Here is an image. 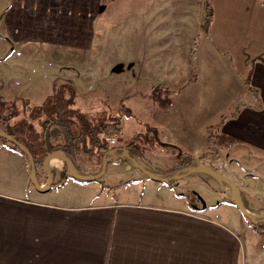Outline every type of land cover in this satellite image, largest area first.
Instances as JSON below:
<instances>
[{"label": "crops", "instance_id": "1", "mask_svg": "<svg viewBox=\"0 0 264 264\" xmlns=\"http://www.w3.org/2000/svg\"><path fill=\"white\" fill-rule=\"evenodd\" d=\"M172 1L0 0L1 41L10 47L0 55L3 56L0 67L13 57L21 59L20 64L33 59L37 53L28 50L39 45L46 52L49 47L69 50L87 62L92 54H97L93 50L100 44L98 39L103 34L111 58L108 55L106 62L103 58L101 65L100 59L93 55L87 65L89 77L101 75L104 68L110 82L117 83L116 75L136 65L132 59L135 52L142 57L140 66L152 69L164 78L181 80L185 75H195L194 83L184 91V100L190 101L192 94V98L201 104L206 101V96H222L218 81L225 70L239 96L237 103H233L216 123L220 122V125L214 131L215 138L231 140V145L220 154L232 149L235 161L247 162V167L254 163L264 167V56L243 61L242 55L248 52L249 46L242 48V53L234 60L238 76L229 69L228 59L223 57L230 50L225 42L230 27L233 30L237 27L242 38L238 42H251L249 33L255 32V22L260 19L258 9L264 7V2L236 0L234 5L235 0H221V14L211 19L204 34L201 25L206 0H187L190 5L184 12L181 6H173ZM252 9L256 12L252 27L238 25L236 14H246ZM195 37L197 47L190 57L192 65H189ZM254 37L253 34L252 41ZM128 39L132 41L129 43ZM115 50H121L124 59L115 55ZM79 63L77 58L70 68ZM24 70L20 71L21 77L0 76V103L4 101L15 106L14 110H8L1 103L0 111L2 115H8L7 128L19 137H25L21 132L22 122H38L31 121L32 109H41L52 95L49 76L41 77L40 87L34 90L29 79L32 75ZM244 78L254 93L243 85ZM56 79L58 77L52 82ZM70 95L66 96L67 107L78 111L79 95L76 91ZM120 104L123 105L122 100ZM206 115L199 122L205 123ZM39 126L35 125L33 129L39 131ZM169 126L174 131L173 138L189 156H193L195 163L206 147V134L201 123L191 126L185 121L180 125L170 122ZM55 128L59 129L55 125L48 127V132ZM125 145L117 144L115 154L123 155ZM81 159H78L76 169L85 175H95L96 161L80 164ZM139 163L149 168L144 161ZM174 166L168 169L154 167L150 171L165 181L139 174L137 180H126L113 188L102 185L100 180L74 179L87 187L85 192H63V188L52 187L53 184L44 191L47 175L42 170L46 179H40L37 190L31 184L26 155L0 140V264H249L253 258L264 257V246L256 248L252 236L246 234L251 225L247 224L246 218L245 224L233 203L232 189L209 174L226 195L227 201L223 205L229 213L212 206L193 209L188 197L168 184L186 176L168 179ZM45 169L51 174L67 171L62 158L55 154L49 156ZM193 173L205 172H188ZM239 197L253 218L264 217V210L249 204L242 193ZM250 233L264 237V233L257 230Z\"/></svg>", "mask_w": 264, "mask_h": 264}, {"label": "rangeland", "instance_id": "2", "mask_svg": "<svg viewBox=\"0 0 264 264\" xmlns=\"http://www.w3.org/2000/svg\"><path fill=\"white\" fill-rule=\"evenodd\" d=\"M262 1L264 2V0H259L261 3ZM172 2L173 6H181L182 12L187 10L188 5H190L187 0H173ZM205 2H207L211 10V19L215 16L217 18V15L221 14L222 11L221 0H206ZM235 4L236 0L234 5ZM262 8L264 7L258 9L257 15L260 19H257L255 22V32L249 33L250 43L246 44L244 42H238V40L242 41V38L240 33L236 30L237 27L235 30L230 27L231 32L226 33L227 37H225V42L227 48L230 50L229 54H223V57L228 59L229 69L237 76L238 70L234 68V60L238 59L242 53V48H247L249 46L248 52L242 55L243 61L247 59L250 61L253 58L255 59L256 57L264 56V9L262 10ZM232 10L233 7L230 9L229 15L232 13ZM248 12L246 14L242 13L239 16L236 14V19L239 17L237 22L238 25L246 27L251 25L252 27L256 12L253 9ZM253 34L255 37L252 41L251 36ZM2 35L3 31L0 30V44L2 45L0 47V55L10 49L9 46L1 41ZM106 36L107 33L105 34V37ZM196 38L197 37L194 39L196 40ZM99 40L100 44H98L97 48L93 50V53L97 54H92L89 57V64L90 59H92L94 55L100 59L98 62H101L102 65L103 58L104 62H106V58L110 53V51L108 52V49L105 48L103 34L100 35L98 42ZM131 41L132 39H128L129 43ZM5 42L12 46L9 41L5 40ZM39 47L40 45L33 46V49H29V52L37 54L33 59L22 62V64H20L21 59H16V57L11 58L9 62L0 67V76L9 77L16 75L21 77V70H24L25 67L24 71H26L27 74L32 75L29 79L31 85L35 88L34 90H36V88L40 87L38 82L42 80L41 77L47 75L49 76V87H52V95L54 94L57 98L59 97L61 102V97H64L66 100V96H68L71 91H76V94L79 95L80 101L77 110L88 119V121L86 120V123H89V127L92 126L91 128H96L99 124H102L105 121L108 122L112 117L119 115L121 117V136H119L118 139H120V141L118 140L117 144L124 145L127 142H131L132 146L130 150L136 156L132 158L138 163L140 160L144 161L147 167L151 168H146L147 171H153L152 169H154V167L168 169L178 164L181 167H184L181 165V161L189 162V159L193 158V156H189V154H187L188 152L182 148V145H178L173 138L174 131L171 129V126H169L170 122H175L176 125H180L182 121H185L191 126L201 123L205 134L206 128L211 126L213 128L211 129V132L215 135L214 127L217 128V126L220 125V122L218 124L216 123L221 117H223L222 115H225L227 110L232 108L233 103H237L238 100L239 93L235 91L234 87L229 83L228 73L225 70L220 74L221 81H218L222 96L218 98L206 96V101L199 104L198 100L192 98V94L190 101L184 100V91L194 83L195 75H185L181 80H173L169 77L164 78L153 72L152 69L148 70L144 66H140V59L142 57L137 56L135 52L132 53V59L136 65L130 70L126 68L116 75L119 81L114 83L110 82L109 77L104 74V68L102 69L103 72L101 71V75H92L89 77V75H87V67H89L87 66L88 61H83L80 57H77L69 50L62 51L49 47L47 49L48 52H46ZM217 47L220 46L217 45ZM115 52L117 53L115 55L124 59V55H120L121 50H115ZM123 53H125V51H123ZM20 57L22 58L21 55ZM108 57L111 58L110 55ZM77 58L80 59V63L71 69L70 66H72L73 62L77 61ZM87 76L89 79H87ZM57 77L58 79H56V82H52V80ZM70 77L71 79H69ZM93 77H95V80H93ZM246 79L247 78L243 79V85L245 87V82H247ZM159 86H162L164 90L168 92L166 96L167 100L165 102H163L165 96L161 97V102L163 103H158V101L151 97L152 89ZM208 87L210 88V84H208ZM42 89L44 88L42 87ZM196 90L199 91V88H196ZM121 100L123 101L122 106L120 104ZM1 103L8 110L15 109V106L12 103L4 101H1ZM46 107L47 109H45ZM46 107L44 109L43 107L41 109H32L30 112L31 121H38L34 124L37 126L40 125L39 128L41 127L39 131L33 129V126H35L33 123L22 122L21 125L28 142L35 143L40 141L43 128L48 124V120L52 121L53 117H51V114L54 112V110H52L54 105L48 104ZM69 109L71 108L69 107ZM204 115H206V122L204 123L203 120L199 122V120L203 119ZM70 118L75 120L71 127L74 129L76 127L81 131L83 123H81L75 115ZM98 122L100 123L98 124ZM58 128L59 129H53L50 133L48 132V143L53 146L61 144L64 141L63 131L60 127ZM85 136L87 135L83 134L80 136L82 142H84ZM104 137L105 136H103L102 133L97 134L98 140H102L103 143L105 142ZM229 145H231L230 138H214L211 143V149L207 152L208 154L204 153L207 151V148H203L202 152H200L201 154L197 157L198 160L194 164L199 163L204 167H212L211 169H214L216 172L222 174L234 183L239 190V194L242 193L243 196L245 195L250 202L249 204L257 209L264 210V167L258 163H254L247 167V162L235 161L233 159L234 154L232 149L231 151H225L221 156L220 151L225 147H229ZM85 149L82 150L78 156L76 155L77 157H75V159L82 157L80 164L95 163L93 161L95 160L97 166L95 171L97 172L99 169L101 170V155L99 153H94V151L85 152ZM88 150H91V147ZM115 155L119 158L121 153ZM118 158L115 159L118 160L116 163L111 162V160L105 163L103 174L97 179L100 180L102 185L113 188V186L125 182L126 180H137L139 174H144L135 166L132 167L130 162L128 163ZM78 159H76V163L78 162ZM40 173H42V175ZM184 174L186 176L177 180L169 181L168 184L175 186L177 193L178 191H182V194L188 197L193 209L212 206L219 207L220 211L229 213L223 205V202L227 201L226 195L220 191L219 183H217L213 177L206 173L188 174V172H186ZM176 175H178V173L173 172L168 179H172ZM35 176L37 182H39L40 179H46L43 172H35ZM52 176V187L58 186L63 188L61 190L63 192L87 191V187H82L80 185L82 183H77L74 180L68 169L64 173L55 171ZM78 184L81 187H79ZM224 186L229 192H232L229 187L226 185ZM244 192H246V194H244ZM233 210L238 216L236 209ZM247 224L250 225L249 222ZM254 230L255 229L251 226V229H249L246 234L252 236V242L256 248H262L264 246V237L262 235L260 236L250 233L254 232ZM249 264H264V257L253 258L249 261Z\"/></svg>", "mask_w": 264, "mask_h": 264}, {"label": "trees", "instance_id": "3", "mask_svg": "<svg viewBox=\"0 0 264 264\" xmlns=\"http://www.w3.org/2000/svg\"><path fill=\"white\" fill-rule=\"evenodd\" d=\"M211 21V10L207 4V2H205L204 5V16H203V22L201 25V31L206 34L207 32V28L210 24ZM196 47V40L193 43V47L190 51V56H189V65L191 64V56L194 52V49ZM246 86L248 87V82H245ZM249 88V87H248ZM249 90H251V92L254 93V90H252L251 88H249ZM70 96H73V91L70 92ZM167 94L168 92L166 90H164V88L162 86L159 87H154L152 89V94L151 97L154 98L156 101H158V103H163L167 100ZM165 96V100H163V102H161V97ZM61 97V96H60ZM62 102L59 100V97L57 98L54 94L51 96V98H49L47 100V102L43 105V109L48 105H54V107L52 108V110H54V112L51 114V117H53L52 121L48 120V124L45 125V127L42 130V134H41V139L38 142H28L26 140V137H19L17 135H15L14 133H12L9 128H7L6 126V120L8 118V115H2V112L0 111V131H2L5 134L10 135L11 137H13L15 140H17L19 143L23 144L30 152V154L32 155L33 161H34V168H35V172H42V162L44 160V158L48 155V154H52V153H60L63 156H65L66 158H68L71 162V165L73 167V169L76 171L77 174L80 175H85L86 173H84L81 170L76 169L75 165H76V159L75 157L78 156V154L84 150L85 148V152H89V151H94V153H99L101 155V158L108 154L111 151L117 150V148H115L114 146H110L108 145L106 142H102V140H98L97 138V134L102 133L103 136H115L116 139L118 140L119 136H121V117L119 115H116L114 117H112L110 119V121L108 122H103L102 124H99L100 122H98L99 126H96V128H91L89 127V123H86L88 121V119L86 117L83 116L82 113H80L79 111H75V110H71L67 107L68 101L66 102L64 97H61ZM70 99V98H69ZM1 103H0V107H1ZM62 109V112L60 113V110ZM47 109V107L45 108ZM76 116L78 118V120L83 123L82 124V129L81 131L79 129H77L75 127L72 128L71 126L74 124L73 118H70L71 116ZM70 116V117H69ZM93 118V117H91ZM87 120V121H86ZM72 124H71V122ZM91 121V120H90ZM53 125H56L58 127H60L63 131V142L61 144L58 145H51L49 144V140H48V127H51ZM211 129H213L211 126L206 128V148L207 150L211 149V143L213 142V139L215 138V135L212 134ZM214 129H216L214 127ZM14 131V129H12ZM85 131V133H84ZM21 132L23 133V128L21 129ZM211 132V133H210ZM25 134V132H24ZM83 134H86L87 136L84 137V142H82L80 136H82ZM0 140L4 143H8L7 141L3 140L0 138ZM105 141V140H104ZM10 144V143H8ZM11 147L16 150L17 152L25 155L23 152H21L18 148H16L15 146H13L12 144H10ZM88 145V146H87ZM131 142H127L125 145V148H123L124 150H126L128 152V154L131 157H136L130 150L131 148ZM91 147V150H88ZM118 151H120L118 149ZM77 155V156H76ZM189 162H184L181 161V165H183L184 167H181L179 164L174 166L172 168L171 171L173 172H177L178 175L184 174L188 171V169L191 166H194L195 164L192 162L193 158L189 159ZM101 161V160H100ZM101 164V163H100ZM100 171V169H99ZM99 171H97L95 174L99 173ZM250 225L253 227V229L257 230L258 232L264 233V223H259V224H251Z\"/></svg>", "mask_w": 264, "mask_h": 264}, {"label": "water", "instance_id": "4", "mask_svg": "<svg viewBox=\"0 0 264 264\" xmlns=\"http://www.w3.org/2000/svg\"><path fill=\"white\" fill-rule=\"evenodd\" d=\"M0 138L7 141L8 143L12 144L13 146H15L16 148H18L21 152H23L28 160L29 163V169H30V180H31V184L38 190L39 185L35 176V168H34V161L32 158V155L30 154L29 150L21 143H19L17 140H15L13 137H11L8 134L3 133L2 131H0ZM115 152L111 151L110 153L113 154ZM124 152V157L131 162L136 168H138L139 170H141L146 176L153 178L157 181H165V178L159 177L157 175H154L152 172L147 171L145 167H143L140 163H138L135 159H133L126 150H123ZM55 155H58L59 157L62 158V160L64 161L66 168L68 169V171L70 172L71 176L74 179L77 180H81V181H91V180H97L99 179L104 171V166L105 163L108 161L107 159V154L103 156L102 160H101V164H102V169L99 171V173L95 174V175H80L77 174L72 165L71 162L68 158H66L65 156H63L60 153H52ZM51 154H48L43 162H42V170L46 173L47 175V184L46 187L44 188V191L49 190L51 185L53 184V176L52 174L47 171L45 169L47 160L49 158ZM191 171H202L205 173H208L210 175H212L213 177L217 178L218 180H221L222 182H224L226 185H228L232 191H233V201L234 204L237 208V210L239 211V213L241 214V216H243L244 218H246L251 224L255 225V224H259V223H264V217L262 218H253L242 206L241 201H240V197H239V190L236 187V185L234 183H232L228 178H226L225 176H223L222 174L216 172L214 169L208 168V167H204L201 164L197 163L194 166H191L187 172H191Z\"/></svg>", "mask_w": 264, "mask_h": 264}, {"label": "built area", "instance_id": "5", "mask_svg": "<svg viewBox=\"0 0 264 264\" xmlns=\"http://www.w3.org/2000/svg\"><path fill=\"white\" fill-rule=\"evenodd\" d=\"M104 140L110 146L117 145V139L115 136H105ZM111 158L116 159L117 157L115 155H112Z\"/></svg>", "mask_w": 264, "mask_h": 264}]
</instances>
